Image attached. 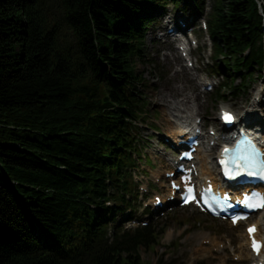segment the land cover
<instances>
[{"label":"trees","instance_id":"obj_1","mask_svg":"<svg viewBox=\"0 0 264 264\" xmlns=\"http://www.w3.org/2000/svg\"><path fill=\"white\" fill-rule=\"evenodd\" d=\"M169 3L206 14L212 97L246 90L264 68V0H0V264H148L140 249L169 222L122 218L143 160L138 62Z\"/></svg>","mask_w":264,"mask_h":264},{"label":"rangeland","instance_id":"obj_2","mask_svg":"<svg viewBox=\"0 0 264 264\" xmlns=\"http://www.w3.org/2000/svg\"><path fill=\"white\" fill-rule=\"evenodd\" d=\"M210 1L206 0V11ZM160 11L171 12L174 19L180 15H189L181 11V6L174 7V3L167 4ZM201 17L204 16L201 15ZM171 19L170 16L163 15L150 27L145 38L146 54L148 53L149 57L146 61L138 62V70L144 77L140 90L146 105L142 115L144 118L138 121V138L145 154H142L143 161L133 173L138 188L134 209L140 216V222L135 227L142 222H169L167 230L160 237L159 244L148 249L142 247L141 256L148 264H254L246 245L244 224L232 226L228 222L209 218L195 208L177 205L172 211L167 210L165 214L151 215L149 212H144L155 194L162 195L166 191V188L160 185L161 179L165 176V171L171 170V158L175 150L174 140L171 137L173 128L169 126H175V122L169 119L170 116L173 117L170 113L169 100L180 101L189 96L192 102L186 104V107L192 105L193 108H191H195L197 120L206 128L208 127L206 130L208 135L211 125L221 126L219 112L224 106L230 107L238 114V117L242 118L249 110L256 113L264 111L263 105L254 107L256 98L259 105L264 104V96H257L259 89L264 91V68L256 69L254 77L249 81V86L239 95L228 92L223 99L212 97L214 91L210 93L202 91L204 90L202 83L206 80V75L216 76L209 73L214 69L216 60L212 57L210 41L205 29L194 26L195 36L192 40L196 41L199 48H194L190 40L194 63V67H190L179 54V45L182 41L163 35L167 31L164 27ZM193 20L200 22L198 17H194ZM158 28L163 30L158 31ZM227 77L224 81L229 79V73ZM236 79V83H239L241 77L237 76ZM261 100L263 103H260ZM257 125L263 128L264 119ZM166 137L168 141H165ZM166 143H169L171 147ZM206 149L202 150L200 156L210 153L209 156L213 158L215 164L214 171L217 172L215 158L218 155V148L209 152H205ZM145 155L151 158V162L144 158ZM140 185L148 188L147 197L143 191H140Z\"/></svg>","mask_w":264,"mask_h":264},{"label":"bare ground","instance_id":"obj_3","mask_svg":"<svg viewBox=\"0 0 264 264\" xmlns=\"http://www.w3.org/2000/svg\"><path fill=\"white\" fill-rule=\"evenodd\" d=\"M181 44H185V42L181 43ZM264 96V91L263 89H259V91L257 92V96ZM189 96H186V99H180V101H170V113L173 117L170 116V120L172 122H175V126H169L171 129L173 128V135L175 136V141L179 142L180 139H186L188 136H184V135H189L190 134V129L193 127L192 125L194 124V121L196 122V116H197V112L193 108V106L191 105V107H186V104H188L189 102H192L189 98ZM191 98V96H190ZM196 100V99H195ZM260 103H263V100L260 101ZM263 105V109H264V104L259 105V103H257V98L255 101V106L254 107H260ZM264 112L259 111V113L256 112H252V110L247 111L246 116L243 117V122H246L248 125H250V120H263L264 119ZM261 118V119H259ZM217 146V144L215 145V147ZM200 151H202V148H199ZM212 149L207 148L205 150V152H209ZM200 151L198 153V161L197 164L199 166V170H200V176L202 177V179L204 180V182H206L207 179H213L215 182L218 183V177H217V172L214 171L215 169V164L213 161V158L210 157V153H208L207 155H203L200 156ZM217 159V157H216ZM169 195H172V192L168 191L165 192L163 195H160L163 201H166L167 198L169 197ZM155 201V199L153 200V202ZM254 222L256 224H258L259 227V232L258 235L260 236V238H262L264 236L263 233V229H264V214H260L258 216L257 219L254 220ZM246 239H247V243L246 245H248L249 251H250V258L254 259V254L252 253V251L250 250V240L248 238V235L246 233Z\"/></svg>","mask_w":264,"mask_h":264},{"label":"snow or ice","instance_id":"obj_4","mask_svg":"<svg viewBox=\"0 0 264 264\" xmlns=\"http://www.w3.org/2000/svg\"><path fill=\"white\" fill-rule=\"evenodd\" d=\"M225 118L228 119V120L232 119V117H231L230 115H228V114H225ZM224 151L227 152L228 149H225ZM221 163H224V162L222 161ZM174 187H175V185H174ZM191 191H192L191 189H188V192H189V193H191ZM189 199H194V197H191V196L186 197V198H185V202H188ZM260 207H264V203H262V204L260 205ZM254 231H255V228H254V227L248 229V232H249L250 235H251ZM252 247H253V250H254V251H257V252H258L259 249H260V247H261V244H260L259 242H257L255 239H253V241H252Z\"/></svg>","mask_w":264,"mask_h":264}]
</instances>
